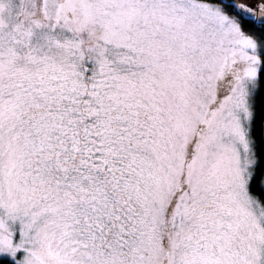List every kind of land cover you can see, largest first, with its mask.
I'll use <instances>...</instances> for the list:
<instances>
[{"label": "snow or ice", "instance_id": "6c2138e0", "mask_svg": "<svg viewBox=\"0 0 264 264\" xmlns=\"http://www.w3.org/2000/svg\"><path fill=\"white\" fill-rule=\"evenodd\" d=\"M0 264H264V0H0Z\"/></svg>", "mask_w": 264, "mask_h": 264}]
</instances>
